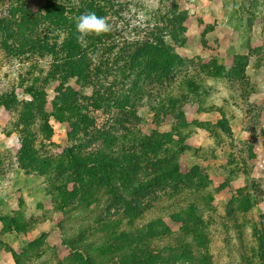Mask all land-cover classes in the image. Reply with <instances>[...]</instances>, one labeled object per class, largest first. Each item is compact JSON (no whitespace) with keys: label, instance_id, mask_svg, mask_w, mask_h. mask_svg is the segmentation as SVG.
I'll list each match as a JSON object with an SVG mask.
<instances>
[{"label":"trees","instance_id":"1","mask_svg":"<svg viewBox=\"0 0 264 264\" xmlns=\"http://www.w3.org/2000/svg\"><path fill=\"white\" fill-rule=\"evenodd\" d=\"M13 1L0 0V6L8 8ZM167 1L166 12H150L153 2L147 0H46L47 14L59 20L55 27L30 9H8L0 15L1 52L24 61L33 55L50 60L46 69L32 63L34 75L22 98L3 91L0 106L18 115L15 127L24 165L49 171L46 192L68 208L58 227L71 237L75 264H264V214L249 216L264 196L259 182L246 179L226 205L211 208L203 198L208 183L201 168L184 173L175 164L176 154L187 145L142 139L113 146L120 132L130 135L132 129L120 115L137 118L134 112L144 102L154 111L173 112L172 129L190 125L183 105L187 91L199 81L180 70L185 60L167 41L177 11L175 1ZM87 12L106 17L111 31L79 38L76 18ZM201 73L221 75L217 69ZM74 79L90 89L88 105L70 86ZM50 83H55V95L48 113ZM90 108L113 113L117 126L94 127ZM51 118L59 123L78 120L82 129L69 132L68 139L73 142L74 134L85 130L86 143L70 144L66 155L43 159L45 140H38L31 128L40 127L43 133ZM98 139L102 152L89 154L86 146ZM173 213L182 217L185 229L167 230L164 219ZM17 219L10 217L15 230L21 227ZM215 235L225 247L213 244Z\"/></svg>","mask_w":264,"mask_h":264},{"label":"rangeland","instance_id":"2","mask_svg":"<svg viewBox=\"0 0 264 264\" xmlns=\"http://www.w3.org/2000/svg\"><path fill=\"white\" fill-rule=\"evenodd\" d=\"M162 1L159 4L157 0H147L150 4L153 2L150 12H166L170 5L167 0ZM174 1L177 11L170 26L173 35H168L167 41L185 60L180 70L192 74L199 81L187 91L183 105L190 125L174 130L173 112L154 111L144 102L134 112L137 118L131 119L125 113L120 115L125 125L130 124L132 129L130 135L120 132L118 135H123L113 142V146L142 139H160L165 143L173 140L180 146L192 134L206 132L199 150L187 146L185 150L176 152L175 164L184 173L193 166H199L208 183V195L203 197L205 203L211 208L222 207L232 194L243 188L246 179L259 182L264 191V0ZM22 8L36 12L46 24L53 27L59 24L58 19L52 20L47 14L46 0H14L8 8L0 6V15L8 9L17 11ZM32 57L25 61L24 57L8 58L0 50V93L10 91L18 99L22 98L24 88L30 86L34 75L30 74V65L36 62L46 69L50 60L46 55ZM238 64L240 67H236ZM201 66L205 67L200 69ZM214 69L220 70L221 75L201 73ZM19 76L20 80L24 79L22 84ZM70 86L79 91L80 102L88 105L90 89L81 87V82L76 79ZM54 87L55 83L46 87L48 113L53 109ZM19 110L16 105V111ZM89 114L96 118V128L107 130L117 126L113 124V113L90 108ZM17 120L16 112L0 106V264H16V260L19 264H75L70 235L66 230L50 226L56 211L68 210L66 206L58 205L63 204L56 197H52L54 204L43 218L49 220V226L39 225L38 220L32 223L25 221L24 211L40 206L44 195H49L45 183L49 171L40 173L32 168L34 176L20 180L31 172L30 169L24 171L17 164L23 152L16 133ZM221 125H226L229 130L222 129ZM43 127L49 133H42L40 127L31 128L38 140H45L46 147L40 152L44 153L43 159L49 156L54 159L52 155L64 156L70 144L87 141L85 130L74 134L73 142L68 139L69 132L82 129L78 120L59 123L51 118ZM88 131L92 132V129ZM98 141L86 146L89 154L93 149L95 153L102 152ZM172 148L175 145H170L169 149ZM164 154L169 156L165 151ZM241 179H244L243 184ZM24 190L33 192H28L25 197L19 194ZM259 214H264V196L249 216L255 219ZM10 217H18L17 224L21 226L18 230L12 228ZM199 217L201 221L203 216ZM164 221L169 231L185 229L178 213L167 216ZM24 227L37 228V236L34 238L20 231ZM213 244L225 247L217 235Z\"/></svg>","mask_w":264,"mask_h":264},{"label":"crops","instance_id":"3","mask_svg":"<svg viewBox=\"0 0 264 264\" xmlns=\"http://www.w3.org/2000/svg\"><path fill=\"white\" fill-rule=\"evenodd\" d=\"M205 137H206V132L205 133H200V134L195 133V134H192L188 139L183 140L182 143L184 145L191 146V147H193L195 149H200L201 146H203L202 144H203V141H204ZM19 145L22 148L21 144H19ZM22 151L23 152L21 154L20 163H17V164L24 171L30 169L29 171L31 172L30 173L31 175H28V176L27 175L26 176L24 175L22 177V179L20 178L21 181L28 180V179H30V178H32L34 176L33 175L32 168H29V167L24 166V163H23L24 149L23 148H22ZM243 181H244V179H241L240 180V182H242V184H243ZM238 183H239V181H238ZM28 192H33V191L32 190L31 191L24 190V191H22V193H19V194L20 195H24L26 197V194ZM52 197L53 196H51V195H44L43 201L41 202L42 204L40 206H35V208L26 209L24 211V218H25L26 223H32L33 221L38 220V222L41 223L39 225H41V226H49V224H50L49 220H45L43 218H44L46 212H48V209L49 208H52V204H54V199ZM58 205L59 206H63L64 208H66L65 205H61L60 203ZM64 214H65V209H62V211L60 210L58 212L56 211V213L54 214V221L51 222L52 224L50 226L54 225V228L55 227H58V224L62 220ZM20 231H23L27 235H30L31 237H34L35 238V236H37L36 234L38 232V229L37 228H31L30 229V228L24 227Z\"/></svg>","mask_w":264,"mask_h":264},{"label":"clouds","instance_id":"4","mask_svg":"<svg viewBox=\"0 0 264 264\" xmlns=\"http://www.w3.org/2000/svg\"><path fill=\"white\" fill-rule=\"evenodd\" d=\"M76 31L79 38L83 39L89 35H102L111 31V24L106 17L98 16L95 12H87L76 18Z\"/></svg>","mask_w":264,"mask_h":264}]
</instances>
